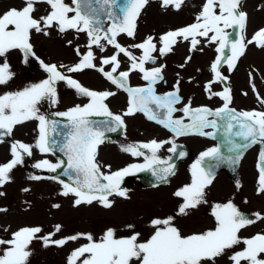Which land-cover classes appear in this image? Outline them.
<instances>
[{
  "label": "snow or ice",
  "instance_id": "6c2138e0",
  "mask_svg": "<svg viewBox=\"0 0 264 264\" xmlns=\"http://www.w3.org/2000/svg\"><path fill=\"white\" fill-rule=\"evenodd\" d=\"M148 0H71L70 6L64 0H24V7L21 9H10L0 15V56H4L12 49H19L24 52L25 57L32 54L30 35L32 30L42 32L43 28L58 26L59 31L75 30L87 34L89 50L81 57L79 63L68 68V72H81L84 69L96 68L95 56L91 50L92 46L99 47L101 51L104 46L101 40L107 41L116 53L101 61L103 65H112L111 71H105L103 67L98 68L107 80L118 88L125 90L129 96V107L124 113L125 116L134 115L136 112L144 113L149 120L171 131L175 136L200 135L215 138L216 132H205L211 128L220 130L217 119L224 121L223 130L230 145L229 152L235 156L225 158L219 147L211 148L203 152L200 158L191 166L192 180L189 185L174 193L182 198L183 203L179 207V214L187 215L188 209L196 208L204 203L205 188L212 183L217 163L226 161L229 164H236L241 159L243 151L251 145L261 143L264 145V112L244 111L235 112L228 105L231 103L230 90L225 88L223 93L218 95L224 101V106L216 111L208 108L192 109L190 105L182 109L185 118L190 123H184V119L174 118L178 111L175 105L180 104L179 81L175 85V91L164 95H157L155 85L163 79L161 67H154L151 70L145 69V63H155L153 53L157 46L153 43L154 38L148 37L143 43L133 45L142 51L140 57H135L125 47L117 42V36L126 34L128 37L135 36L136 20ZM37 3H47L50 6L48 15L33 18ZM183 0H162V5H174L178 10ZM240 0H206L201 13L196 17V23L176 31H169L160 37L161 47L159 52L165 55L172 50L177 38L184 40L191 38V45L194 49L199 43L197 36L209 37L211 42H219L217 52L221 55L212 64L211 69L215 74L216 81L223 80L219 71V65L224 58L226 47L230 49L227 57L228 68H234L237 59L245 50L243 35L239 39L231 41L226 28L238 27L243 33L246 25V14L238 12ZM219 14H216V7ZM119 9V11H117ZM73 15H69V14ZM103 18L112 21L111 26L103 28ZM43 25V28L41 27ZM44 34H47L46 32ZM257 43L264 46V29L258 31L248 43ZM78 54H79V50ZM123 54L131 61L130 71L120 72L118 76L114 73L120 67L118 59ZM48 78L40 83L31 85L23 91L0 96V131L10 135L16 125L28 120L39 122V140L36 143L41 153L60 151L67 157L64 175L68 176L71 183H63L62 195L72 194L77 199L76 206L80 204H91L99 201L106 208L112 207L109 197L117 195L127 198L126 190L121 188L125 177L138 172L152 171L153 175L161 181H166L169 175L174 174V165L168 160H162L157 156L163 143L171 141L130 144L122 147V151L134 157L144 156L142 149L151 152V156H144L145 163L132 164L119 171L105 174L96 161L98 146L105 142L106 132H115L124 127V120L121 115L113 114L106 99L115 95L110 92H97L83 87L77 80L64 75L58 67L46 65L41 62ZM61 67H66L61 65ZM131 71H139L142 78L147 82L146 87H129L127 84ZM12 78L7 62L0 65V85L6 84ZM63 81L70 88L81 96L88 97L89 103L66 111L56 113L57 116L65 117L69 122L64 127L66 133L57 131V122L50 121L44 114H41L38 105L43 100H49L55 104L57 100V82ZM211 92V84L206 86ZM214 95H217L213 93ZM264 103V100L261 101ZM154 106V107H153ZM91 117H104L103 120H92ZM235 129V131H234ZM55 136H61L62 140H56ZM239 140L240 142H237ZM176 146L169 151L175 153ZM22 153L31 155L32 147L23 143H14L11 148L13 159L0 166V186L10 181L9 173L12 169L22 163ZM182 155V154H181ZM206 158L217 163H206ZM37 169H44L49 172H56L57 169L65 168L64 161L50 163L43 160L34 165ZM259 170V189L264 192V148H262L257 165ZM30 179H41L39 176H31ZM2 194V193H0ZM58 207V205H57ZM212 215L216 221V227L198 234L184 236L179 229L172 225V217L167 219H155L152 226L154 234L144 242H139V234L130 235L127 238H117L113 229H108L99 242L93 241L89 234L86 238L90 243L75 250L69 264H76L77 260L88 254L82 264H216V258L225 254L226 250L243 244L244 250L235 252L229 256L233 264H264V234H257L254 237L241 239L238 235L240 230L254 223V220L247 218L231 202L214 206ZM257 219H264L259 213L255 214ZM129 227H132L131 225ZM60 226H56V231ZM41 231L40 228H24L13 234L11 240L0 239V245H8L7 251L0 257V264H25L26 258L30 255L26 248L30 241ZM79 237H71L77 239ZM51 236L45 237L47 245ZM67 241H52L58 246H63Z\"/></svg>",
  "mask_w": 264,
  "mask_h": 264
},
{
  "label": "rangeland",
  "instance_id": "374dc122",
  "mask_svg": "<svg viewBox=\"0 0 264 264\" xmlns=\"http://www.w3.org/2000/svg\"><path fill=\"white\" fill-rule=\"evenodd\" d=\"M64 2L74 6L71 4V0H64ZM205 3L206 0H183L181 7L177 10L174 5L163 6L162 0H148L136 20L134 38L140 40L147 32H157L161 37L169 31L190 26L197 22L196 17L201 13ZM23 7L24 0H0V15L10 9ZM35 9L32 14L35 19H40L50 12V6L47 3H37ZM238 12H244L247 19L245 29L241 33L246 47L238 61L240 84H236V92L240 98L239 102L243 101L248 107L253 105L264 109V103H261L264 100V46H258L255 42L248 43L258 31L264 29V0H240ZM216 14H219L218 6L216 7ZM69 15L73 14L70 13ZM41 27L43 28V25ZM45 32L47 34H44ZM181 39L191 45V38L184 40L181 37ZM198 39L200 40V38ZM88 41L89 38L86 33L75 30L61 32L56 25L51 28H43V31L39 33L32 30L30 35L32 54L25 57L21 50L12 49L4 56H0V65L7 62L9 71L12 73V78L6 84L0 85V96L23 91L25 88L47 79L48 73L44 71L41 62L46 65L55 64L64 75L78 82L82 81L87 86L97 89L95 90L97 92L103 90L104 82L101 77L103 75L97 69L102 66L101 61L106 58V42L104 40H101V44L104 46L103 51L95 45L91 48L95 56L96 68L84 69L75 73H70L67 70L80 62L81 59L77 56V50L83 49L85 54L87 53L85 49L88 48ZM181 47L182 50L176 49L174 57L169 62V66L176 69L177 75H180L179 69L182 67L186 69L187 67L184 60L188 54L186 46L179 48ZM203 48L204 51L201 50L190 63V72L197 79V84L201 83L208 73L207 55L211 52H209L210 46ZM108 52L112 54L114 49H109ZM168 60L170 58H167L166 61ZM61 65L66 67H61ZM180 78L183 79L184 75ZM66 85L63 81L57 82L58 102L53 104L47 99L41 101L38 105L41 114L45 115L50 111L55 113L66 112L76 105L75 95ZM118 96L119 94H117ZM116 103L113 104L115 108H117ZM133 121L136 123L134 126L144 130H154L153 126H146L137 118ZM12 135L11 141L0 144V166L13 159L11 148L14 143L19 142L31 146L32 154L22 153V163L16 165L9 173L10 181L0 186V193H2L0 194V239L11 240L14 233L24 228H40L41 231L36 234L26 248L30 255L26 258L25 264H69L73 247L77 244L80 245L83 240L85 241L86 238L84 237L87 235L90 234L94 241H98L108 229H134L135 223L148 227L153 213L166 216L177 208L174 201V190L178 185L177 181L181 183L186 180L184 164H182L177 178L172 179L171 183L158 188L144 189L133 184V188L131 187L127 193V198L120 196L109 198L112 202L110 208L102 206L99 201L76 206L74 201L77 197L72 194L67 196L61 194L63 182L42 174L40 169L34 167L36 163L43 160H48L53 164L58 163L57 156L41 153L35 147L39 140V122L28 120L16 125ZM121 138L118 139L121 141ZM194 147L195 149L191 146L194 150L200 148L195 146V143ZM110 148L112 147H109L106 142L101 149L102 153L99 154L98 161L102 166V172L105 171L107 165L112 170L132 159L127 155L128 153L116 149L110 151ZM109 152L111 154H108ZM255 157L253 152L248 153L243 164L239 166L238 172L233 173L231 171L232 174L229 175L220 172L218 181L214 186V193L217 197L225 200L228 195L237 196L238 190H234L233 182L238 180L241 182H237L236 185L238 187L243 185L240 187L238 195H251L254 186L250 181L255 180L257 175L254 169ZM31 176H39L41 179L33 180L30 179ZM143 211L144 213L148 212L150 217H146L140 222L139 215ZM199 214L200 217L190 218L187 225L181 226L183 234L190 230L206 228L210 217L204 216L203 213ZM175 220L177 223L180 219ZM130 225L133 228H129ZM56 226H60L59 231H56ZM246 232L248 233L249 230ZM48 236H51V240L46 245L44 238ZM71 237L79 238L73 240ZM59 240H66L67 242L63 246L52 243V241ZM8 247V245H0V257L7 251ZM234 250L229 249L225 252H229L230 255ZM85 258L84 256L83 259Z\"/></svg>",
  "mask_w": 264,
  "mask_h": 264
},
{
  "label": "flooded vegetation",
  "instance_id": "af4514ba",
  "mask_svg": "<svg viewBox=\"0 0 264 264\" xmlns=\"http://www.w3.org/2000/svg\"><path fill=\"white\" fill-rule=\"evenodd\" d=\"M147 34H145L146 37ZM153 34H150L152 36ZM127 38V37H125ZM157 38V36L154 38V40ZM128 39V38H127ZM230 41L234 40L232 37V34L229 35ZM206 42H209L210 39H206ZM226 51V50H225ZM154 53H158V55H155L157 57V63L153 67H161L163 69L161 75L163 77L162 80H160L156 85V93L157 95H164L169 92L175 91V85L177 81H179V95L181 97V103L175 105V107L178 109L176 113H174L175 118H181L184 119V123H190V120L185 118L182 112V109L190 105L192 109H197V108H208L212 111H216L224 106V101L221 99V96L218 95L220 93H223L225 90V85H224V80L227 82L229 90H230V95H231V103L228 105L230 109L234 108L240 112L244 111H249L250 108H248L247 105L244 104V102H239V96L236 94V84H237V68H232L231 70L228 68L227 64V57L231 54L230 49L228 48L227 53H225L224 58L221 60V64L219 65L220 70H221V76L224 77L223 80L216 81V78L213 77L212 72L208 70L207 77L199 84L196 83L197 79L192 76L190 72V63L191 60H187L186 64L187 67L179 69L180 75L176 74V69L171 68L169 66V62L171 61L173 55L169 54L168 52L165 55H161L158 50ZM137 54V53H136ZM136 54H132L133 56L137 57ZM120 57V67H119V73L123 71H130V64L131 61L128 60L126 56H124L122 53L119 55ZM170 57V60L166 61L167 58ZM108 65H106V68ZM119 75V74H118ZM184 75V78L181 79L180 76ZM183 81V83H182ZM108 83H111L108 80ZM127 84L129 87H145L147 86V82L143 83L142 79L139 78L138 71H131L130 75L128 77ZM211 84V92L206 90V86ZM213 93L217 94L214 95ZM110 103L112 104L110 106L111 109H117L119 114L123 117L124 120V134L122 135L121 141L118 140L117 142L114 143L115 146L119 145L121 148L127 145L132 144H140L144 142H151L153 140L157 142H165V141H171L172 143H163V147L158 151V153L161 156H164L166 153L169 152V149L173 147V144L176 145L177 142H182V143H188L191 144L193 148L194 143L198 145L199 147H202L203 149H209L212 147H219L221 154L224 156L225 152L228 153V156L234 157L235 155L231 154L228 151V147L226 144L217 136L215 135V138L209 137V136H200V135H181V136H175L171 131H169L167 128L163 127L161 124L156 123L153 120H149L147 116L142 113V112H136L134 115L130 116H125L124 113L127 111L129 107V96L128 93L122 89L121 91V100L119 101L117 105V108L114 107V95L110 97ZM137 118L138 120H141L142 124L146 126H161L159 130L155 131H149V130H144L140 127H137L134 120ZM210 119H215V117H210ZM133 125V127H132ZM132 127V128H131ZM210 128L205 129V132H208ZM125 138V139H124ZM248 153V152H247ZM247 153L241 157V159L238 161L236 164H229L226 161H210L206 160V163H217V167L215 169V175L214 179L212 180V183L208 185L204 192V203H201L198 205L196 208L193 209H188L187 210V215H181L179 214V207L182 205L183 200L180 197H177L174 195V201L177 204V208L173 209L170 215L166 216H161L160 213H153L154 215L148 214V212L143 211L139 215V221H143L146 217H150L151 221L148 223V227L142 226L137 223L134 225V229H123V230H116L115 233L117 234V238H127L130 235L133 234H139V242H144L147 239H149L155 232V228L152 226V221L155 219H167L169 217H172V225L177 227L179 231L181 232L182 235L188 236L191 234H198L205 232L207 230L214 229L216 227V221L214 216L212 215V211L215 205L220 204L224 205L227 204L228 202L233 203L238 210L242 211H250V212H256L258 211L261 216H264V192H258L259 189V183L258 181H250V183L253 184L254 188L253 191L251 192L250 196L246 195H238V192L240 191V187H238L236 184L237 182H241L238 180L237 182H233V188L234 190H238L237 196L231 197V195H228V197L224 200L221 197H217L216 193H214V186L216 185L218 181V176L220 172H225L229 174L238 172V168L240 165L243 164L245 158L247 157ZM144 156H149L148 154L144 153ZM144 156H140L141 158H144ZM227 156V157H228ZM225 157V156H224ZM225 157V158H227ZM191 166H183V169L186 173V180L182 181L181 183L179 181L178 185L175 187V192L182 189L184 186L189 185L192 180V175H191ZM181 167L179 168V170ZM178 172L171 178H177ZM232 171V172H231ZM184 178V177H183ZM182 178V179H183ZM178 180V179H176ZM172 182V181H171ZM170 182V183H171ZM139 188L143 189L140 184L138 183ZM213 189V190H212ZM174 192V193H175ZM199 213H203L204 216L210 217L209 218V223L204 228L203 230H190L187 233L183 234V226L184 224L187 225L188 221L190 218H197L200 217ZM179 218V222H175ZM261 221V223H260ZM138 222V221H137ZM181 224V225H180ZM246 230H249L247 233ZM119 233V234H118ZM257 234H264V219H259L258 222L252 223L245 228L241 229L239 232V236L241 239H246V238H251L254 237ZM244 245H236L234 246V250L232 254L235 252H239L244 250ZM230 254V255H232ZM229 252H225L222 256L216 258V264H233V262L229 259ZM261 258H264V254L261 255ZM206 264H211V262H206ZM242 264H245V262H242Z\"/></svg>",
  "mask_w": 264,
  "mask_h": 264
},
{
  "label": "water",
  "instance_id": "95a60500",
  "mask_svg": "<svg viewBox=\"0 0 264 264\" xmlns=\"http://www.w3.org/2000/svg\"><path fill=\"white\" fill-rule=\"evenodd\" d=\"M124 2V0H118V3H123ZM117 11H119V9H117ZM107 21H110V20H108L107 18H103V25L102 26H104L105 24H106V22ZM110 22H112V21H110ZM90 119H92V120H103V119H101V118H90ZM50 121H56L57 122V131H59V132H61V133H66L67 131H68V129L67 128H65L64 126L65 125H67L69 122L67 121V119L66 118H51V119H49ZM223 125L224 124H221V125H219L220 126V132H223L224 133V130H223ZM234 131H235V129H234ZM106 134H107V132H106ZM105 134V135H106ZM0 137H8V134H4L2 131H0ZM53 138L54 139H56V140H62V137L61 136H55V134H53ZM238 141V140H237ZM54 152H56V153H58V154H60V156L62 157V159H63V161H64V163H65V168H61L60 170L62 171V172H64L65 171V169H66V164H67V157L62 153V152H60V151H54ZM58 170V169H57ZM52 176H54V177H56V178H59V179H64V180H66V182H68V183H71V181H70V179H69V177L68 176H61V175H59L58 173H57V171L56 172H49ZM136 176L135 175H133V177H130V178H135ZM157 181V180H156ZM146 183H148L149 181H148V179L145 181ZM127 179H125V180H123L122 181V183H121V188L122 189H124V188H126V186H127ZM152 183H156V182H154V181H150L149 182V184H152Z\"/></svg>",
  "mask_w": 264,
  "mask_h": 264
},
{
  "label": "bare ground",
  "instance_id": "6f19581e",
  "mask_svg": "<svg viewBox=\"0 0 264 264\" xmlns=\"http://www.w3.org/2000/svg\"><path fill=\"white\" fill-rule=\"evenodd\" d=\"M238 76H239V75H238ZM57 173H58L59 175H61V176H65V175H64V172H62L60 169L57 170Z\"/></svg>",
  "mask_w": 264,
  "mask_h": 264
}]
</instances>
